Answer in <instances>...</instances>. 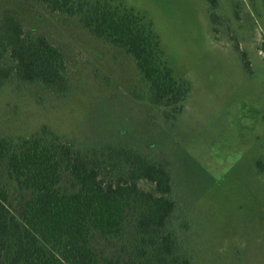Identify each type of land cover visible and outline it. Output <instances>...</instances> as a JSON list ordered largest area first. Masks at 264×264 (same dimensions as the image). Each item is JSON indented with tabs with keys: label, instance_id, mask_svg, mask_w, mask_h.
<instances>
[{
	"label": "rangeland",
	"instance_id": "1",
	"mask_svg": "<svg viewBox=\"0 0 264 264\" xmlns=\"http://www.w3.org/2000/svg\"><path fill=\"white\" fill-rule=\"evenodd\" d=\"M123 1L153 23L166 61L191 85L177 122H166L164 109L151 103L148 84L123 49L36 0H0V16L12 14L28 33L62 49L69 79L64 94L16 78L0 88V141L29 139L46 128L81 148L111 143L166 158L178 206L167 230L180 254L191 264H264V0H219L216 11L206 0ZM59 186L77 190L66 173ZM0 187L23 224L32 193L2 159ZM140 188L154 191L146 182ZM141 213L133 209L119 237L94 232L92 250L138 264Z\"/></svg>",
	"mask_w": 264,
	"mask_h": 264
},
{
	"label": "trees",
	"instance_id": "2",
	"mask_svg": "<svg viewBox=\"0 0 264 264\" xmlns=\"http://www.w3.org/2000/svg\"><path fill=\"white\" fill-rule=\"evenodd\" d=\"M36 1L66 20H78L92 36L132 56L149 86L151 103L164 109L166 122H177L191 85L176 77L151 21L123 0ZM206 1L212 11L219 8V0ZM211 16L218 24L220 17ZM235 47L251 73L247 53ZM12 78L40 83L55 94L69 90L62 49L43 35L28 33L15 16L5 14L0 16V88ZM0 159L18 185L32 193L22 209L21 224L10 212L7 191L0 187V264H129L100 258L90 238L94 232L121 236L135 208L142 211L137 219L138 264H191L180 254L175 233L167 230L178 208L168 159L148 158L111 143L81 148L46 128L29 139L1 140ZM65 173L75 192L59 186ZM142 182L154 191L141 190Z\"/></svg>",
	"mask_w": 264,
	"mask_h": 264
}]
</instances>
